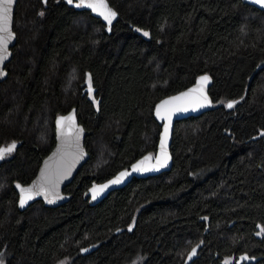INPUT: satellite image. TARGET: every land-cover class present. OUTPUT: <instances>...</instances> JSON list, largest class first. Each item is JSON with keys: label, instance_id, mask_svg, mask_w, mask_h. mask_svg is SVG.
Masks as SVG:
<instances>
[{"label": "trees", "instance_id": "16d2710c", "mask_svg": "<svg viewBox=\"0 0 264 264\" xmlns=\"http://www.w3.org/2000/svg\"><path fill=\"white\" fill-rule=\"evenodd\" d=\"M110 21L65 0H19L0 83V252L6 264H264V12L241 0H104ZM208 74L213 105L176 123L170 172L89 196L145 155L156 103ZM77 109L90 159L68 201L18 208ZM260 226V228H259ZM243 264H247L244 262Z\"/></svg>", "mask_w": 264, "mask_h": 264}, {"label": "water", "instance_id": "95a60500", "mask_svg": "<svg viewBox=\"0 0 264 264\" xmlns=\"http://www.w3.org/2000/svg\"><path fill=\"white\" fill-rule=\"evenodd\" d=\"M19 0H0V83L7 79L6 66L13 59L12 49L17 43L14 32L16 7ZM73 0H65L71 3ZM244 4L264 12V0H241ZM93 11L94 8L89 6ZM214 79L203 74L183 91L165 97L156 103L154 118L162 125L155 155H145L119 171L103 183L95 182L89 190V196L100 203L111 193L127 187L134 179H148L170 172L174 165L171 146L175 125L190 117H200L210 111L213 102L210 89ZM21 142L0 148V164L7 150H11V160ZM8 152V151H7ZM90 159L85 147V129L79 122L77 109L59 115L55 121V146L43 159L34 179L28 185H16L18 208L25 211L33 203L43 201L48 208H58L68 201L64 190L73 183L80 170ZM260 228V226H259ZM255 258L241 255L238 264L255 263Z\"/></svg>", "mask_w": 264, "mask_h": 264}, {"label": "rangeland", "instance_id": "374dc122", "mask_svg": "<svg viewBox=\"0 0 264 264\" xmlns=\"http://www.w3.org/2000/svg\"><path fill=\"white\" fill-rule=\"evenodd\" d=\"M85 3L88 6L93 7L95 12L99 14L101 17H103L104 20L106 21H110L114 17L113 11L110 9L108 4L104 0H87L85 1ZM11 143L12 141L7 142L6 146L11 145ZM7 151H8V155H10L11 150H7ZM8 258H9V253L7 251L0 252V264H6Z\"/></svg>", "mask_w": 264, "mask_h": 264}, {"label": "flooded vegetation", "instance_id": "af4514ba", "mask_svg": "<svg viewBox=\"0 0 264 264\" xmlns=\"http://www.w3.org/2000/svg\"><path fill=\"white\" fill-rule=\"evenodd\" d=\"M85 1H87V0H73L71 3L77 4L80 7L85 6V7L89 8V6L85 3ZM4 145L6 146V143ZM9 159H10V155H8V152H5V154L3 156V162L9 161Z\"/></svg>", "mask_w": 264, "mask_h": 264}]
</instances>
